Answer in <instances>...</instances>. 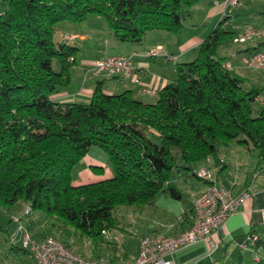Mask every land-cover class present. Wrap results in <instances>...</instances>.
I'll return each mask as SVG.
<instances>
[{
	"label": "trees",
	"instance_id": "16d2710c",
	"mask_svg": "<svg viewBox=\"0 0 264 264\" xmlns=\"http://www.w3.org/2000/svg\"><path fill=\"white\" fill-rule=\"evenodd\" d=\"M3 1L0 205L11 208L25 200L53 228L70 225L87 237L93 245L91 258L113 264L132 260L111 231L122 228L115 208L153 204L160 193L182 200L174 171L184 169L206 187L211 181L197 170L210 168V158L218 153L242 147L255 150V175L264 178L263 88H244L219 54L234 37L225 17L192 60L175 64V80L158 90L154 102L129 90L108 93L104 80L97 81L87 102L61 101L56 94L71 81L78 47L72 38H63L66 34L54 39L58 23L80 22L97 13L117 41L142 42L151 30L179 32L188 8L199 0ZM157 136L160 143L154 141ZM92 146L105 152L111 175L74 183L72 170ZM91 166L103 174V166ZM47 231L33 239L54 236ZM255 236L246 244L264 249V235ZM106 251L107 256L100 254ZM257 262L264 264L261 258Z\"/></svg>",
	"mask_w": 264,
	"mask_h": 264
},
{
	"label": "crops",
	"instance_id": "0c3cea01",
	"mask_svg": "<svg viewBox=\"0 0 264 264\" xmlns=\"http://www.w3.org/2000/svg\"><path fill=\"white\" fill-rule=\"evenodd\" d=\"M218 1L214 3V0H199L189 7L187 14L182 19V29L179 32L151 30L146 33L142 42H120L114 38L112 39L108 32L105 33L104 38L100 34L101 39L92 43L90 51L88 50L86 54L80 55L79 58H77L79 53L77 52L76 63L72 68L77 70L75 79H82L79 85L75 84L74 87H69L68 84L67 88L56 94V98L61 101L87 102L97 81L104 80L103 87L108 93L129 90L134 97L144 102H150L153 100L150 98L157 97V92L160 88L175 80V64L191 60L189 55L197 53L200 43L221 18L225 17L224 25L234 32V36L241 31L244 24H252L264 28V0H240L239 3L233 6H224L221 0ZM4 5L5 1L0 0V12ZM98 26L103 31V24L98 23ZM89 33L88 31L80 33L76 31L71 34L61 32L59 37H61V34L72 36L70 42L77 45L79 51L80 44L88 39ZM260 44V41L235 43L232 39L231 42L219 48V54L226 57V61L230 63L228 67L242 78V86L244 88L247 89L252 86L262 87L264 94V70L252 69L257 72L251 76H246L245 73L246 70H249L246 69L249 68L246 64L248 55L251 51L260 47ZM155 46H160L161 48L158 55L150 58L143 55L147 49ZM112 51L118 52L114 53ZM130 52H136V55L132 58L135 67L133 71L134 77H124L123 75L106 76L94 69L93 62L96 58L111 54H128ZM235 59L237 61L234 63ZM144 89H150L151 91L147 92ZM89 152L81 159L84 164L76 171V179H72L74 183L94 181L111 175V168L104 167L102 165L103 162L90 156ZM228 152L233 157L231 154L233 151L229 149L227 150ZM237 152L241 151L236 149ZM221 156L224 158V162L220 163L214 160V157H211L209 163L210 169L214 173L216 184H218L219 178L227 168L228 160L226 158L228 156L225 155V152ZM202 164L200 163V165ZM91 165L103 166V174L96 173ZM223 165L225 167L221 172H218ZM253 171L252 179L249 181L248 176L244 174L243 177L239 176L230 180L231 184L229 187L224 186V184H218L228 189L233 195L248 190L250 196L240 203L238 209L228 217L225 225L213 234L212 244L207 242L208 247L203 249L201 252L203 254L200 255L198 253L196 255L199 258V262L207 260L208 264H220L219 258L214 256L215 252H219V250H222L224 259L226 255L231 256L237 250L250 253L253 255V260L258 261L259 256L256 255L258 248L248 243L246 247L243 246L250 234L264 235V178L261 175L260 178L259 176L256 178L255 166ZM243 172H245L244 169ZM216 174L217 177H215ZM184 181L189 185L192 184L186 179ZM204 187L205 183L202 181L190 185V200L182 207L181 214H179V216L183 217L182 223L168 224L166 230L160 227L151 230L147 228V231L142 235L153 232L176 235L188 227L192 217L191 200ZM197 242H202V240L193 244ZM137 252L138 246L135 255L132 256L130 254L129 257L133 260ZM171 258L175 264H188L189 259H191V257H183L179 253H173Z\"/></svg>",
	"mask_w": 264,
	"mask_h": 264
},
{
	"label": "rangeland",
	"instance_id": "374dc122",
	"mask_svg": "<svg viewBox=\"0 0 264 264\" xmlns=\"http://www.w3.org/2000/svg\"><path fill=\"white\" fill-rule=\"evenodd\" d=\"M98 23L103 24V31L100 29V26H98ZM76 31H78L79 33L86 31L90 32L88 39L80 44L77 58H79L80 55L86 54L90 49L92 43L96 40L101 39V35L104 38V36L106 35L105 33H110L108 27L106 26L104 17L97 13H90L84 20L80 22L58 23L57 30L54 33V39L59 40V34L61 32L71 34ZM111 37L113 39L112 35ZM112 52L117 53L118 51ZM197 53L189 55V58H191L192 60L194 56L197 55ZM236 61L237 59L234 60V63ZM52 65L54 70H58V64L55 60L53 61ZM246 69H249L245 72L246 76L254 75L255 72H257L255 70H252V68ZM76 72L77 70H75L74 68L70 69L71 81L68 85L69 87H74L75 84L79 85V82L82 80L75 79ZM150 99H153L150 102H154L156 100V97H152ZM154 141L160 143V138L158 136L154 137ZM241 149V152L237 153L236 151L232 150L233 153L231 154L233 155V157H231L229 152H225V155L228 156V158H226L228 160L227 168L224 170L225 172L223 171L224 174L219 178L218 184H224V186L229 187L231 184L230 180L236 179L239 176L243 177L244 174L248 176V181L252 179L253 168L256 164L255 150H247L243 149L242 147ZM89 155L99 160L100 162H103L102 165L104 167L107 166L111 168L105 152L102 151L99 147L92 146L90 148ZM221 155L222 152L218 153V155L214 156V160L220 162V159L218 157H221ZM83 164V160H80L74 166L72 170V179H76V171ZM243 169L245 172H243ZM173 178L175 179L176 183L178 184L177 186L182 192V200L174 199L166 194L160 193L154 200L153 204L119 205L115 208L116 219L119 222V226H121L122 228L117 227L114 230L112 229L111 231H114L118 234L117 242L119 243V245L122 244L123 249L132 256L136 253V249L139 243V237L147 231V228L151 230L153 228L160 227L166 230L168 224L177 223L176 221L179 214H181L182 207L190 200V185L199 182L197 178L191 176L184 169L174 171ZM185 179L192 184H187L184 181ZM26 209H28L29 213L26 211ZM0 225L2 226V230H0V264H35V262L29 255V246H24L23 244L24 235L25 233H28L30 237H32V239L35 237L39 238L44 236L43 232L45 230H48L47 233L53 232V234L51 233L52 235L63 238L72 249L78 251L83 256L92 257L91 250L93 248V245L87 237L81 235L70 225H61L59 228H53L51 226V222L45 219V217H42L39 212H31L25 200L23 199H20L11 208H6L0 205ZM207 247L208 243L202 240V242H197L195 244L192 243L188 246L182 247L176 250L174 253H179L183 257H191L188 264H208L207 260L199 262V258L196 257L198 253H200V255L203 254L201 252L204 248L207 249ZM22 248L25 249L26 252H24ZM100 254H102L103 256H107L108 252H100ZM256 255L264 260V249L258 248V250L256 251ZM214 256L215 258H219L220 264L258 263L256 260H253V255L246 251L240 252L236 250L233 255H226L224 259L222 250H219V252H215ZM237 257L239 260L237 259ZM128 258L131 259L130 257Z\"/></svg>",
	"mask_w": 264,
	"mask_h": 264
},
{
	"label": "built area",
	"instance_id": "2783aa9c",
	"mask_svg": "<svg viewBox=\"0 0 264 264\" xmlns=\"http://www.w3.org/2000/svg\"><path fill=\"white\" fill-rule=\"evenodd\" d=\"M240 0H221L224 6H233ZM219 2L214 0V3ZM70 39L72 36L63 35ZM260 41V47L250 52L246 64L249 68L264 70V28L244 24L241 31L233 37L235 43ZM160 46L147 49L143 55L150 58L160 53ZM136 52L128 54H111L94 60V69L106 76L123 75L134 77L133 56ZM226 65L230 63L226 61ZM137 80V79H136ZM150 92V89H144ZM261 103L263 99L258 96ZM208 160V158H207ZM197 175L210 180L204 189L195 194L191 200L192 217L188 227L176 235H165L162 232H153L139 237L138 252L133 260L116 262L113 264H175L172 254L196 241L203 240L212 244V236L223 227L230 215L239 207L240 203L250 196L248 190L233 195L225 187L215 183L213 171L205 166L197 170ZM28 212V209H26ZM177 223L183 222V217L177 218ZM109 235L108 231H103ZM250 234L247 239H255ZM24 246H29V254L35 264H106L102 258L85 257L81 253L70 248L64 241L54 236H46L42 239H32L25 233ZM246 247V243L243 245Z\"/></svg>",
	"mask_w": 264,
	"mask_h": 264
}]
</instances>
